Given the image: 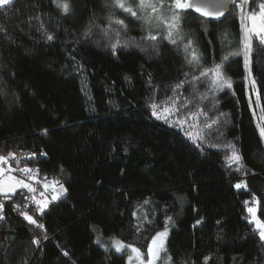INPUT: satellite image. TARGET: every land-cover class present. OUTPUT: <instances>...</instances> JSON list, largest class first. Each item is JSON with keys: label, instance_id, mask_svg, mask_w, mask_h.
I'll return each instance as SVG.
<instances>
[{"label": "trees", "instance_id": "1", "mask_svg": "<svg viewBox=\"0 0 264 264\" xmlns=\"http://www.w3.org/2000/svg\"><path fill=\"white\" fill-rule=\"evenodd\" d=\"M68 2L69 14L53 0L0 6L6 29L0 33V155H22L18 166L37 169L43 180L55 178L65 190L48 201L43 214L36 205L27 209L43 230L11 211L23 204L26 189L3 197L0 264H126L110 239L145 253L169 216L163 256L171 255L173 264H264V240L247 212L255 206L264 223V141L254 116L264 109V46L253 38L250 80L259 108L250 105L240 55L221 69L231 88L207 91L213 72L196 82L208 97L200 105L211 108L214 102L212 114H227L197 147L185 135L187 126H169L150 107L192 94L191 84L172 91L178 81L191 79L183 74L190 70L183 44L158 37L157 55L156 41L141 40L147 35L141 23L119 13L128 25L125 39L136 43L113 55V41L101 30L109 14L106 0ZM246 6L258 11L254 0ZM241 13L234 4L215 22L186 10L183 32L203 56L195 75L225 63L223 57L240 48ZM90 25L92 34L85 38ZM45 32L54 39L48 41ZM189 110L195 111V102ZM228 142L241 157L240 170L228 166Z\"/></svg>", "mask_w": 264, "mask_h": 264}, {"label": "snow or ice", "instance_id": "2", "mask_svg": "<svg viewBox=\"0 0 264 264\" xmlns=\"http://www.w3.org/2000/svg\"><path fill=\"white\" fill-rule=\"evenodd\" d=\"M13 0H0V6H8ZM53 3L59 8L64 14H69L72 9L68 0H53ZM227 3L236 4L241 12H244V5L249 4L250 0H106L105 7L109 10L107 16V25L101 30L103 36L110 41V48L113 55H116L120 47H129L131 44H135L134 38L125 39L128 32V25L124 18H121L117 10L130 15L132 18L136 19L143 26V30L147 32L146 36L141 37L142 41H156L157 44L152 45L153 49L156 50L157 55L159 52V40H167L171 45L177 46L178 42L183 44V52L186 64L189 66V71H185L183 74L187 78L191 76V79H185L178 81L174 86H172V91L176 93L179 89L183 88L185 84H191L193 92L190 96L185 97L183 101H179L178 97H168L164 101V106L161 107L157 103H152L150 105L152 109V115L156 119H163L165 123L169 126H178L181 130L185 129L187 126L188 130L185 135L192 140L197 147H202L205 140L212 131L216 130V126L219 125L221 117L226 116V113H219L214 115L213 109L215 108V103H212V107L201 106L199 101L207 99V92L200 93L198 90L197 83L200 81L201 77H207L209 72L214 73V78L210 82V86L207 91L212 92L214 95L217 90L223 87H232V81L222 76L221 69L227 66V63L231 62V58L243 54L244 63L246 69L249 70V76L251 78L250 65L252 61L253 54V38H255L261 46H264V0H261L257 4L259 9L258 12H251L250 14L241 15V32L242 36L240 38L241 48L237 51L231 52L223 57V64H215L214 68L208 69L207 71L200 70L199 76L195 75V71L201 68L203 56L202 54L193 47V40L191 38L186 39V34L183 32L182 23L186 19L184 13L186 10H194L200 14L202 17H213L215 19H220L225 15V6ZM39 19V17H36ZM248 21V23H245ZM118 26V27H115ZM96 27H100L96 25ZM6 29L0 26V33H5ZM92 34V26L90 25L86 31L83 33L85 38H88ZM48 41L54 39L53 35L44 33ZM225 36L227 33L225 32ZM190 57V58H189ZM252 87L255 90V80H252ZM2 94V93H0ZM195 111L189 110V105L194 104ZM257 107H260L259 99L257 100ZM174 118V119H173ZM261 123L257 124L259 130V136L262 141H264V109H262V114L259 117ZM45 133L47 130H43ZM215 147V145H210ZM227 147L231 150V155L226 156V161L228 166L232 164H237V170H240L243 166L241 165V157L238 154L235 146L228 142ZM41 155H46L41 153ZM10 161H16V156L12 152H8L7 155H0V165H5L7 167H0V194L4 195L6 198L10 194H15L17 189H26L28 193H35L37 188L32 186V183L28 181H34L39 183L40 181L36 179L38 175V170L31 167L19 168V161H16V165H10ZM14 171H21L25 177H17L12 175ZM7 172V175L5 173ZM53 186L59 185L63 190V185L59 181L50 182ZM243 183H237L236 188H241ZM45 190L49 187V182L45 181L43 184ZM44 196V193H40ZM53 200L57 199L56 196L52 197ZM25 200H30L36 204V212L43 214L44 210L48 207L47 200H38L35 195L25 196ZM255 200V197H253ZM145 204L148 203L147 200L144 201ZM247 203V202H246ZM28 204L25 203L23 208H27ZM3 209V205L0 204V210ZM16 210L24 219L31 225L39 229H44V224L38 222L37 219L33 218L29 212L23 211L21 206L16 205ZM248 212L252 215L253 220L257 229L259 230V235L261 240H264V223L255 218V210L253 208H248ZM135 215V214H134ZM5 219L3 214H0V220ZM172 221V217H166L165 228L163 231H157L151 238V243L147 247V258H142V253L137 247H132L125 245L124 243L113 240V247L117 252H121L127 247H131V252L135 254V258L140 262V264H156L157 261H161L162 264H173V258L171 255L162 256L161 253H167L165 247V239L168 235V224ZM199 223V221L197 222ZM137 230H140V225H137ZM47 239V236H44ZM32 243L39 246L40 239L34 238ZM99 243V239L97 240ZM62 254L65 257L69 256L67 251H63ZM133 256L128 257L129 264Z\"/></svg>", "mask_w": 264, "mask_h": 264}, {"label": "rangeland", "instance_id": "3", "mask_svg": "<svg viewBox=\"0 0 264 264\" xmlns=\"http://www.w3.org/2000/svg\"><path fill=\"white\" fill-rule=\"evenodd\" d=\"M239 2H240V0H239ZM239 2H237V3H239ZM254 2H256V3L258 4L259 2H261V0H254ZM258 11H259V9H258ZM258 11H257V12H258ZM117 12H118V14H119V13H122L123 15H127V14L123 13V12L120 11V10H117ZM242 14H244V15L250 14V12L248 11V7L246 6V4L244 5V12L241 13V15H242ZM128 16H130V15H128ZM240 18H241V16H240ZM245 23H248V21H245ZM241 36H242V35H241ZM240 48H241V45H240ZM240 48H239V49H240ZM240 56H241V58H242V62H243V65H244V73H245V76H246V84H247V94H249V96H250V100H249L250 105H252L253 103H255V105L257 106L258 94H257L256 90H253V87H252V81L250 80V78H247V77L249 76V70L246 69V67H245L243 54H241ZM251 98H253V101L251 100ZM252 108H253V105H252ZM258 108H259V107H258ZM254 116H255V122H257V124H258V123H261V121L259 120L260 112H258V111H257V112H254ZM0 167H7V166H5V165H0ZM13 173H16V171H14ZM13 173H12V175H13ZM5 175H7V172L5 173ZM29 183H30V182H29ZM40 184H41V185H40ZM43 184H44L43 181H41V182L38 183V185L41 186V188H39L40 191L44 193V196H43V199H42V200H47V203H48V201L53 200V199H52L53 196H56L57 199H58V198L61 197V195H63V194L65 193L64 188H63V190H62V189L59 187V185H55V186H53V185L50 183L48 189L45 190V188L43 187ZM46 194H49L50 196L48 195V197H47ZM0 195H1V197H5V196L2 195V194H0ZM55 200H56V199H55ZM250 207L253 208V209L255 210V214H256V207H255V206H249L248 208H250ZM247 212H248V209H247ZM248 215H250V219L253 220V217H252V215H251L249 212H248ZM255 218H256V215H255ZM256 219H257V218H256ZM253 223H254V222H253ZM254 226H256L255 223H254ZM164 228H165V227H164ZM164 228L161 229V230L163 231ZM256 228H257V227H256ZM169 233H170V229H169V227H168V235H167V237H166V239H165V247H166V245H167V238H168V236H169ZM113 240H117V239H114V238L110 239V243H111V249H112V251H113L115 254H118V255H119V254H123V255L125 256V263H126V264H129L128 257H129L130 255L133 256V259H132V261H131V264H140V262L135 258V254L131 252V247H127V248H125L124 250H122L121 252H117V251L115 250V248L112 246V245H113ZM117 241H120V240H117ZM120 242H121V241H120ZM122 243H123V242H122ZM124 244H125V243H124ZM125 245H127V244H125ZM129 246H130V245H129ZM163 254H164V253H161L162 256H163ZM142 258H144V259L147 258V251H146L145 253H142ZM156 264H162V262H161V261H157Z\"/></svg>", "mask_w": 264, "mask_h": 264}, {"label": "built area", "instance_id": "4", "mask_svg": "<svg viewBox=\"0 0 264 264\" xmlns=\"http://www.w3.org/2000/svg\"><path fill=\"white\" fill-rule=\"evenodd\" d=\"M24 160H25V159L23 158L22 155H18V156H16V161L22 162V161H24ZM16 161H13V162L16 163ZM11 162H12V161H11ZM24 167H29V166H24V165H20V166H19V168H21V169H23ZM31 168H32V167H31ZM33 169H35V168H33ZM16 172H18V174L20 175V177H25V175H26V174H24V173L21 172V171H16ZM36 179L39 180V181H44V182L47 181V182H49V184H50V182H52V181H58V180H56V179L53 178V177H49V178L46 179V180H45V179H44V180L41 179V176H40L39 171H38V175L36 176ZM31 182L36 183V182H34V181H31ZM40 193H41L40 189L37 188V191H36L35 193H27L25 196H29V197H30V196H32V195H35L36 198H37L38 200H42V199H43V196H41ZM25 203L28 204V207H27V208H23V205H24ZM0 204L3 205V208L5 207V202H4V200H3L2 197H0ZM18 205H20V204H18ZM32 205H36V204H35L34 202H31L30 200H25V197H24V202H23V204L21 205V208H22L23 211H27V209H29V207L32 206ZM11 211H12L13 214H16V215L19 216L20 218L24 219V217H23L22 215H20L19 212L16 210V206H14V208H13Z\"/></svg>", "mask_w": 264, "mask_h": 264}, {"label": "water", "instance_id": "5", "mask_svg": "<svg viewBox=\"0 0 264 264\" xmlns=\"http://www.w3.org/2000/svg\"><path fill=\"white\" fill-rule=\"evenodd\" d=\"M238 1V0H237ZM233 3H227L226 4V6H225V15L223 16V17H221L220 19H215V18H213V17H207L208 19H211V20H213V21H215V22H218V21H221V20H223V18L225 17V16H227L228 14H229V12H230V10H231V8H233ZM191 10V9H190ZM194 14H197V15H199L200 16V14L199 13H197L196 11H194V10H191ZM202 17V16H201ZM205 18V17H204ZM206 18V19H207Z\"/></svg>", "mask_w": 264, "mask_h": 264}, {"label": "bare ground", "instance_id": "6", "mask_svg": "<svg viewBox=\"0 0 264 264\" xmlns=\"http://www.w3.org/2000/svg\"><path fill=\"white\" fill-rule=\"evenodd\" d=\"M0 197H1V195H0ZM2 198H3V197H2ZM4 202H5V201H4ZM23 202H24V201H23ZM23 202H22V203H23ZM21 205H22V204H21ZM21 205H19V206H21Z\"/></svg>", "mask_w": 264, "mask_h": 264}]
</instances>
